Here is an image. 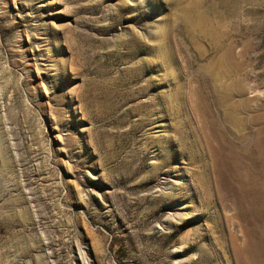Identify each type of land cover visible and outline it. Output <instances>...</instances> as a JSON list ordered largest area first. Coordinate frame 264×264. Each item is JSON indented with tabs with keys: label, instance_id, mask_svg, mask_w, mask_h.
I'll return each mask as SVG.
<instances>
[{
	"label": "rangeland",
	"instance_id": "obj_1",
	"mask_svg": "<svg viewBox=\"0 0 264 264\" xmlns=\"http://www.w3.org/2000/svg\"><path fill=\"white\" fill-rule=\"evenodd\" d=\"M263 147L264 0H0V264H264Z\"/></svg>",
	"mask_w": 264,
	"mask_h": 264
},
{
	"label": "bare ground",
	"instance_id": "obj_2",
	"mask_svg": "<svg viewBox=\"0 0 264 264\" xmlns=\"http://www.w3.org/2000/svg\"><path fill=\"white\" fill-rule=\"evenodd\" d=\"M229 1H231V0H229ZM209 2H210V1H209ZM223 2H224V1H223ZM223 2H222V3H223ZM225 2H226V0H225ZM227 2H228V1H227ZM233 3H234V2H233ZM238 3H239V2H238ZM238 3H236V4H238ZM218 4H220V3L218 2ZM227 4H228V3H227ZM229 4H230V3H229ZM229 4H228V6H229ZM206 6H207V5H206ZM223 6H225V5H223ZM228 6H227V7H228ZM230 6H231V5H230ZM237 7H238V6H237ZM214 8H215V7H214ZM231 8H235V7H231ZM197 9H198V8H197ZM199 9H200V8H199ZM226 9H227V8L224 9V10H225V13H226ZM228 9H229V8H228ZM187 10H188V12L190 11V9H187ZM187 10H186V12H187ZM192 10H193V9H192ZM194 10H195V9H194ZM228 11H229V10H228ZM186 12H185V13H186ZM218 12H219V11H218ZM231 12H232V11H231ZM193 13H194V12H193ZM196 13H197V11H196ZM227 13H230V12H227ZM186 14H188V13H186ZM200 14H201V11H200ZM200 14H198V15H200ZM203 14H204V13H203ZM212 14H213V13H212ZM234 14H235V13H234ZM234 14H233V16H234ZM196 15H197V14H196ZM201 15H202V14H201ZM201 15H200V16H201ZM229 15H231V14H229ZM184 16H185V14H184ZM212 16H213V15H212ZM217 16H218V15H217ZM188 17H189V15H188ZM203 17H204V16H203ZM219 17H220V16H219ZM229 17H230V16H229ZM235 17H236V16H234L233 18H235ZM194 18H195V16H194ZM207 18H208V17H207ZM207 18H205V20H206ZM230 18H231V17H230ZM230 18H229V21H230ZM191 19L193 20V18H191ZM198 19L201 20V18H198ZM213 20H214V18H213ZM233 20H234V19H233ZM233 20H232V21H233ZM195 21H196V20H195ZM208 21H209V20H208ZM208 21H206V23H207ZM229 21H228V22H229ZM190 22H191V21H190ZM197 22H198V21H196V23H197ZM200 22H201V21H199V23H200ZM209 22H210V21H209ZM234 22H235V21H234ZM204 23H205V22H204ZM215 23H217V21H216ZM215 23H214V24H215ZM229 23H230V22H229ZM194 24H195V22L193 23V25H194ZM230 24H232V23H230ZM236 24H237V23H236ZM200 25L203 26V24H200ZM205 25H206V24H205ZM210 25H211V24H210ZM212 25H213V24H212ZM215 25H216V24H215ZM220 25H221V24H220ZM226 25H227V24H226ZM234 25H235V24H234ZM196 26H197V25H196ZM201 26H200V27H201ZM235 26H236V25H235ZM194 27H195V26H194ZM217 27H218V25H217ZM219 27H221V26H219ZM225 27H226V26H225ZM232 27H233V26H232ZM185 28H186V27H185ZM203 28H206V27H203ZM203 28H201V30H202ZM211 28H212V26H211ZM213 28H214V27H213ZM227 28H228V26H227ZM187 29H188V27H187ZM196 29H197V28H196ZM229 29H230V28H229ZM192 30H193V29H192ZM212 30H213V29H212ZM224 30H226V29H224ZM206 31H207V30H206ZM208 31H209V30H208ZM210 31H211V30H210ZM216 31H217V30H216ZM219 31H220V29H219ZM228 31H229V30H228ZM232 31H234V30H232ZM198 32H199V31H198ZM236 32H237V31H236ZM194 33H195V32H194ZM201 33H202V32H201ZM204 33H205V32H204ZM212 33H213V31H212ZM229 33H230V32H229ZM229 33H225V34H228V35H229ZM218 34H219V33H218ZM225 34H224V35H225ZM211 35H212V34H211ZM207 36H208V35H207ZM227 37H228V36H227ZM213 38H214V37H213ZM216 38H217V37H216ZM219 41H220V40H219ZM222 42H223V41H222ZM229 43H230V42H229ZM232 43H233V42H232ZM217 45H218V44H217ZM221 46H222V45H221ZM224 47H226V46L224 45ZM202 57H203V56H202ZM221 63H223V62H221ZM217 64H218V63H217ZM214 68H215V67H214ZM227 68H228V67H227ZM231 69H232V68H231ZM214 71H215V70H214ZM217 71H218V70H217ZM225 71H226V70H225ZM232 72H233V71H232ZM208 73H209V72H208ZM210 73H212V72H210ZM212 74H213V73H212ZM215 74H216V72H215ZM217 74H218V73H217ZM219 77H220V76H219ZM206 78H207V77H206ZM217 81H218V79H217ZM220 81H221V80H220ZM213 82L215 83L216 80L213 81ZM218 82H219V81H218ZM184 85H185V84H184ZM215 85H216V84H215ZM215 85H214V86H215ZM228 87H229V86H228ZM214 88H215V87H213V90H215ZM216 88H217V87H216ZM217 90H218V89H217ZM217 90H215V91H217ZM180 92H181V91H180ZM180 92H179V93H180ZM229 94H231V93H229ZM178 96H179V95H178ZM226 96H228V95L226 94ZM216 97H217V96H216ZM229 97H230V96H229ZM229 97H228V98H229ZM221 98H222V97H221ZM228 98H227V100H226V99H225V100L228 101ZM216 99H217V98H216ZM219 101H220V99H219ZM222 101H223V99H222ZM220 103H221V102H220ZM218 104H219V102H218ZM219 105H220V104H219ZM219 105H218V107H220ZM223 106H226V104L223 105ZM228 106H232V107H234L235 105H234V106H233V105H228ZM226 107H227V106H226ZM226 107H224V108H226ZM232 107H231V108H232ZM234 108H235V107H234ZM226 109H227V108H226ZM226 109H225V112H226ZM223 111H224V109H223ZM228 111H230V110H228ZM233 112L235 113V112H237V111H233ZM226 113H228V112H226ZM222 114H224V113H222ZM231 116H233V115H231ZM233 117H234V116H233ZM236 117H237V116H236ZM238 117H239V116H238ZM243 117H244V116H243ZM246 117H247V116H246ZM246 117H245V118H246ZM228 119H230V118H228ZM233 119H234V118H233ZM235 119H236V118H235ZM238 119H240V118H238ZM238 119H237V120H238ZM243 120H244V119H243ZM248 120H249V118L247 119V121H248ZM250 120H251V119H250ZM220 121H221V120H220ZM220 121H219V122H220ZM222 122H223V121H222ZM224 122H225V121H224ZM230 122H231V121H230ZM238 122H239V121H238ZM243 122H244V121H243ZM245 122H246V119H245ZM220 123H221V122H220ZM232 123H233V122H232ZM240 123H242V122L240 121ZM227 124H228V123H227ZM247 125H248V123H247ZM222 126H223V125H222ZM222 126H220V127H222ZM231 126H232V124H231ZM235 126H236V125H235ZM239 126H242V125L239 124ZM249 126H251V125L249 124ZM224 127H225V126H224ZM225 128H226V127H225ZM233 128H234V126L231 128V130H232ZM235 128L238 129L237 127H235ZM243 128H244V125H243ZM246 129H247V128H246ZM221 130H222V129H221ZM244 130H245V128H244ZM237 131H238V130H237ZM240 131H243V129L240 130ZM240 131H239V132H240ZM230 132H231V131H230ZM232 132L234 133V131H232ZM243 132H244V131H243ZM231 134H232V133H231ZM237 134H238V132H237ZM234 135H236V134H234ZM250 135H251V134H250ZM250 135H249V136H250ZM238 136H239V135H238ZM247 137H248V136H247ZM230 138H231V137H230ZM240 138H241V137H240ZM240 138H239V139H240ZM242 138H243V137H242ZM245 138H246V137H244V139H245ZM250 139H251V138H250ZM219 140H220V143H223V142H221L222 139H219ZM225 141H226V140H225ZM225 141H224V142H225ZM227 141H228V138H227ZM227 141H226V142H227ZM232 141H233V140H232ZM258 141H259V140H258ZM229 142H230V141H229ZM260 142H261V141H260ZM262 142H263V141H262ZM235 143H236V142H235ZM242 143H243V142H242ZM223 144H224V143H223ZM225 144H226V143H225ZM225 144H224V145H225ZM237 144H238V143H237ZM240 144H241V143H240ZM259 144H261V143H259ZM220 145H222V144H220ZM231 145H232V144H231ZM235 145H236V144H235ZM247 145H248V144H247ZM250 145H251V144H250ZM262 145H263V144H262ZM243 146H244V145H243ZM243 146H242V147H243ZM234 147H235V146H234ZM250 147H251V146H250ZM258 147H259V146H258ZM239 148H241V147L239 146ZM239 148H238V149H239ZM245 148H246V147H245ZM263 148H264V147H263ZM224 149H225V148H224ZM229 149H230V148H229ZM241 149H242V148H241ZM232 150H233V149H232ZM251 150H252V148H251ZM253 150H254V149H253ZM261 150H264V149H261ZM229 151H231V149H230ZM233 151H235V148H234ZM233 151H231V152L233 153ZM240 151L242 152V150H240ZM255 151H256V150H255ZM243 152H244V151H243ZM238 153H239V151H238ZM234 154H235V153H234ZM242 154H243V153H242ZM242 154H241V155H242ZM250 154H251V153H250ZM236 155H237V152H236ZM241 155H240V156H241ZM243 155H244V154H243ZM248 155H249V154H248ZM252 156H253V155H252ZM245 159H246V158H245ZM249 159H250V158H249ZM249 164H250V163H249ZM247 167H248V166H247ZM251 167H252V164H251ZM249 170H250V169H249ZM250 171H251V170H250ZM250 173H251V172H250ZM252 173H253V172H252ZM254 175H255V174H254ZM252 176H253V175H252ZM249 177H250V176H249ZM246 178H248V177H246ZM250 178H252V177H250ZM252 179H253V178H252ZM252 179H251V180H252ZM255 179H256V177H255ZM245 180H246V179H245ZM248 180H249V179H248ZM248 183H249V182H248ZM244 184H245V182H244ZM249 184H250V183H249ZM251 184H252V183H251ZM251 184H250V185H251ZM250 185H248L249 188H250ZM245 188H246V187H245ZM245 190H246V189H245ZM247 190H248V188H247ZM249 191H250V190H249ZM249 191H246V192H249ZM244 194H245V193H244ZM252 194H253V193H252ZM241 195H242V194H241ZM243 196H244V195H243ZM243 196H242V197H243ZM245 196H246V195H245ZM247 196H248V195H247ZM249 196H250V195H249ZM243 199H244V198H243ZM241 200H242V199H241ZM237 201H238V200H237ZM247 201H248V199H247ZM263 201H264V200H263ZM251 202H252V201H251ZM243 205H244V204H243ZM246 205H247V204H246ZM248 205H250V204H248ZM241 206H242V205H240V207H241ZM246 207H247V206H246ZM248 207H249V206H248ZM251 207H252V206H251ZM242 209H243V208H242ZM248 209H249V208H248ZM247 211H248V210H247ZM251 211H252V210H251ZM244 213H246V212H244ZM247 213H248V212H247ZM247 213H246V214H247ZM249 213H250V212H249ZM247 215H248V214H247ZM247 219H248V218H247Z\"/></svg>",
	"mask_w": 264,
	"mask_h": 264
}]
</instances>
